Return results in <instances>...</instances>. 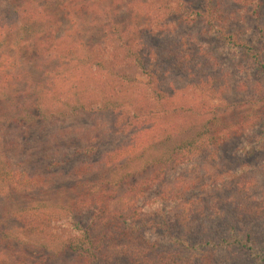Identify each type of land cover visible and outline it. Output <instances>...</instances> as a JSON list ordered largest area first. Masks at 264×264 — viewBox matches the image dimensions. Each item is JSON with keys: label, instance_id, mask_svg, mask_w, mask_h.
I'll list each match as a JSON object with an SVG mask.
<instances>
[{"label": "rangeland", "instance_id": "374dc122", "mask_svg": "<svg viewBox=\"0 0 264 264\" xmlns=\"http://www.w3.org/2000/svg\"><path fill=\"white\" fill-rule=\"evenodd\" d=\"M186 1L189 13L202 16L219 0ZM151 2L0 0V119L34 87L47 110L56 107L61 92H80L79 107L86 108L68 116V110L58 107L56 115L47 113L56 118L46 122L40 116L34 124L0 123L3 152L14 171L26 172L19 177L27 182L24 191H5L0 197V242L5 243L0 253L8 259L26 256L35 264L58 248L53 235L70 239L69 226L59 221L35 233L40 223L28 224L37 206L59 211L71 203L72 188L81 182L106 179L122 181L123 187L132 180L127 182L132 185L150 174L156 160L176 143L229 129L233 137L224 145L201 148L184 167L167 169L166 191L173 201L146 235L147 263L264 264L254 253L264 258V0L259 1L261 10L255 1L237 5V27L252 33H246L249 52L235 55L233 62L222 52L231 41L225 45L221 37L209 35L204 17L196 23L155 26L153 18L164 13ZM112 32L118 39L119 32L129 34L125 40L140 49L148 39L173 40L177 33L208 43L207 57L216 63L212 72L229 77L217 80L216 86L224 81L228 85L216 93L208 92L213 86L203 92L192 77L173 74L162 81L167 98L159 100L148 77L110 57L112 51L103 52ZM99 55L113 61V71L110 64L104 71L91 69ZM125 74L134 81L121 82ZM243 123L255 137L250 130L237 133ZM245 144H254L255 151L242 153ZM237 238L246 240L243 248L231 246ZM176 239L182 240L179 248L174 247ZM248 245L253 251L245 250ZM73 258L61 253L53 263L67 264Z\"/></svg>", "mask_w": 264, "mask_h": 264}, {"label": "trees", "instance_id": "16d2710c", "mask_svg": "<svg viewBox=\"0 0 264 264\" xmlns=\"http://www.w3.org/2000/svg\"><path fill=\"white\" fill-rule=\"evenodd\" d=\"M125 1L133 2L134 0ZM151 1L155 7L161 5L159 9L164 13L163 16H160L161 18L158 16L153 18L155 26L165 27L169 25L177 26L186 22L196 23L200 17H204L206 25L210 27L207 28L209 35L215 38L221 37L223 41H226L225 45H227V41L228 44L231 41L230 45L222 50V52L227 53H225V56H230L227 61L233 62L235 55L241 52H249L251 45L248 39L249 35H246V33L251 34L252 32L248 30L250 28L241 29L237 27V13L235 12L237 5L248 0H219L216 3H211L207 14L202 16L189 13L186 0ZM227 1H233V3L227 4ZM253 1L258 3L257 5L261 10L262 2H259L260 0H250V2ZM147 5V3L144 4V6ZM110 7H107V10ZM169 17L170 21H167ZM171 17H175L177 20L171 19ZM119 34V39L114 38L112 32V36L109 38L111 44L108 48L103 47V52L112 51L110 57L114 55L116 60L124 62L128 68L136 69L142 75L148 77L149 86L159 100L167 98L162 81L166 78L170 79L171 77L168 76L173 74L182 79L184 77L191 79L192 77L193 80L195 79L194 86L203 92H206L208 87L213 86L208 92L213 93L214 91L216 93L226 85V81H224L222 85L216 86L217 80L223 78L224 73L220 71L217 76L212 72L216 63L207 57L208 43L200 44L197 38H189L187 34L179 35L177 33L176 39L173 40L162 37L148 39L140 49L136 44L125 40L127 36H130L129 34L124 35L122 32H119ZM116 39L121 43H116ZM93 53L94 51L91 50L88 61L92 59ZM256 61L259 62L257 59ZM92 63L91 69L96 68L104 71L106 66L110 64L113 71V61L109 62V58L104 55H99L97 61L92 60ZM174 80H178V78ZM123 81H134L133 75L125 74L121 79V82ZM242 87L244 86H241L238 92ZM80 97V92H73L72 94L61 92L55 97L56 107L47 110L40 104L41 97L34 87L19 98L20 102H23H18L12 112L7 115L5 113L1 114L0 123L34 124L40 116L46 122L56 118H50L47 113L51 111L52 116L56 115V110H59L58 107L68 110V116L77 115L86 110L83 106L79 107ZM106 105H108L107 102L103 104L105 109L107 108ZM249 127L246 126V123L239 124L237 133L250 130V135L255 137L254 132ZM199 135L183 140L181 144L176 143L172 149L161 155L159 160H156V168L150 174H142L137 178L136 183L132 185L128 184L132 180L125 181L126 185L123 187H121L122 181L113 183L106 179L99 182H81L77 187L72 188L74 198L71 203L61 207L59 211H44L45 206H37L36 210L38 211L32 214L30 222L28 219L23 222L25 227L27 226L26 222H29L28 226L32 222H35V224L40 223L38 227H34V232L38 234V232H45L48 226L51 228L54 223L59 221L69 226L71 236L69 235L70 239L67 241H62L56 235H53L52 237L57 240L58 248L54 249L50 257H41L38 263L35 264H54L55 258L65 252L74 256L71 262L67 264H148L150 259L148 261L146 257L147 251H149V241L146 235L154 231L156 220L165 214L166 203L171 204L173 201V198L168 196L166 191L167 169L170 166L177 165L184 167L200 152L201 148L205 149L208 146L219 148L233 137V133L229 129L228 131L214 130V133L210 136L211 138L202 134L199 137ZM5 145L2 144L0 138V197L4 195L5 191L22 192L27 184L25 180L19 177L25 175L26 172L19 174L14 171L11 162L4 154ZM255 148L254 144H245L242 153L248 155L254 152ZM110 165L113 164L109 163ZM21 211L26 212L27 209ZM34 218H39L40 221H35ZM2 239L5 241L4 238ZM173 243L175 248H179L182 240L176 239L173 240ZM245 243L246 240L243 241L237 238L230 244L231 246L232 244H238L243 248ZM0 245H5V243L0 242ZM7 247L9 246L7 245ZM46 249H48V245L45 246ZM245 250L248 252L253 251L249 245ZM204 253L205 251L203 252V259L204 255L206 256V253ZM254 253H256V261L264 262V258L260 256L259 251H254ZM0 264H29V258L25 256L20 260L14 257L8 259L2 251L0 253Z\"/></svg>", "mask_w": 264, "mask_h": 264}]
</instances>
